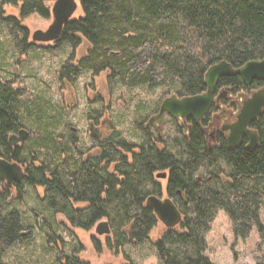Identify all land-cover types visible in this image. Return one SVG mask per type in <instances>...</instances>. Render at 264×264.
<instances>
[{
	"label": "trees",
	"instance_id": "1",
	"mask_svg": "<svg viewBox=\"0 0 264 264\" xmlns=\"http://www.w3.org/2000/svg\"><path fill=\"white\" fill-rule=\"evenodd\" d=\"M54 1L0 0V24L7 28L15 48L22 54L30 50L29 29L23 21L33 15L48 19ZM79 2L83 16L68 21L57 41L74 48L83 44L88 47L85 57L75 64L69 60L60 71L71 72L74 78L90 70L94 74L107 73L109 80L127 87L156 89L179 84L181 92L195 95L206 90L205 74L209 67L221 61L237 67L264 58V0ZM8 6L17 8L19 15H7ZM22 107L21 96L7 84L0 99V145H5L8 132L18 128L17 112ZM256 127L260 144L254 151L239 149L221 153L222 159L213 160L198 136L190 145L183 146L180 163L169 158L176 167L178 187L191 191L180 228L168 230L156 242L164 264H213L204 255L205 233L219 210L228 214L237 239L246 241L254 227L264 235L260 219L264 209V114ZM45 140L47 145H41L39 140L37 156L42 160L41 168H32L28 182L45 188L46 204L52 212L62 213L74 227L84 230H90L98 219H107L121 248L142 244L149 238L157 219L142 202L148 193L151 170L161 158L157 150L144 148L136 156L135 163L126 167L131 181L117 191L115 179L104 175L105 170L83 168L72 177L70 168L62 161L65 145L61 146L54 136ZM143 146L146 147L145 142ZM121 147L128 148L122 138ZM222 162L229 171V182L222 184L217 180L215 186L193 184L199 168L213 170ZM106 185L108 191L104 190ZM70 198L90 202L91 207L74 209ZM4 199L0 194V264H7L4 257L11 246L33 236L19 211L2 206ZM22 232L26 235L22 236ZM97 248L100 250V245ZM61 251L64 264H89L75 253Z\"/></svg>",
	"mask_w": 264,
	"mask_h": 264
},
{
	"label": "rangeland",
	"instance_id": "2",
	"mask_svg": "<svg viewBox=\"0 0 264 264\" xmlns=\"http://www.w3.org/2000/svg\"><path fill=\"white\" fill-rule=\"evenodd\" d=\"M78 3L79 7L72 19L83 16ZM6 14L18 16L19 11L8 6ZM52 21V14L48 19L33 15L23 21V25L29 29L28 42L38 45L24 54L15 48L7 28L0 24V80L25 86L22 114L24 124L31 132V141L40 140L41 145H47L48 140L45 139L49 136L65 140L71 132L66 126L72 125L79 128L80 141L90 145L91 142L85 136L87 119L91 115L104 113L105 106L110 105L104 119L112 120V127L128 141L140 143L143 135L137 130V125L144 121L143 117L150 114L166 94L181 91L180 85L156 89L147 86L127 87L109 80L105 74L92 75L87 70L76 79L74 89L67 88L58 74L65 63L71 60V45L60 43L56 49L46 48L54 42H33L31 38L38 30L46 31ZM86 48L85 44L76 56H84ZM93 76L96 78L93 79ZM75 102L78 105L74 106ZM166 134L167 131L164 132ZM221 167L229 172L223 162ZM207 170L206 166H202L201 174H206ZM4 191V185L0 182V193ZM3 197L2 206L5 209H19L27 228L33 230L31 238L7 250L4 257L7 264H64L61 250L68 255L75 253L90 264H123L127 260L134 264H164L156 248V242L165 231L161 223L145 242L136 246L126 245L119 252L106 247L105 231L96 232L95 227L89 231L76 228L62 213L52 212L46 204L48 195L44 187H26L20 200L12 198L9 191ZM37 213L40 217L35 215ZM260 219L264 228V209L260 212ZM205 240L207 246L204 255L213 264H264V235L261 236L259 228L254 227L246 241L237 239L229 216L223 210L217 212L205 233Z\"/></svg>",
	"mask_w": 264,
	"mask_h": 264
},
{
	"label": "flooded vegetation",
	"instance_id": "3",
	"mask_svg": "<svg viewBox=\"0 0 264 264\" xmlns=\"http://www.w3.org/2000/svg\"><path fill=\"white\" fill-rule=\"evenodd\" d=\"M57 41L49 43V46L46 48L56 49L60 45ZM27 44L30 47V50L38 47L37 43ZM83 46L84 44L74 48L71 45L72 55L70 58L73 61V64H75V62L78 63L83 57H85L86 54L81 57L76 56L77 51ZM87 49L88 48H86V52ZM263 59L264 58H257L250 61H260ZM250 61H247L243 65L237 67L232 64L231 65L234 69H238L245 66ZM77 65L78 64L74 66ZM102 74H105L107 78H109V74L107 73L94 74L92 72V75L100 76ZM58 75L64 86L74 89L75 81L79 76L74 78L71 72H65L64 74L59 72ZM94 78L96 77L93 76V79ZM7 84L13 91L21 96L23 101L25 89L24 85L20 84L18 86V84L3 82L1 80L0 99ZM205 92L206 90L195 95H188L181 91L174 94H166L163 99H160L161 101L159 100L160 102L156 105V108L153 109L150 114L143 117L144 121L137 125V130H139L143 135V139L140 143H132L128 141L125 136H121L120 132L112 127V120L104 119L107 114L106 112L110 107V105H106L103 110L104 113H98L94 118L88 117L87 119L85 136L87 140L91 142L90 145H85L80 141L78 138V127L72 125L66 126V128L70 129V134L66 136L65 140L57 138V142L61 146L65 145L64 151L61 152L62 161L64 160L66 167L70 168V175L72 177H76L78 170L83 168L87 169L91 167L96 170H105V173L101 172L100 176H103V173L104 175L112 176L115 179V189L119 191L126 185L128 180L131 181L132 179V175L126 167L132 166L135 163L136 156L139 155L144 148H154L160 153L161 158L160 161H158L159 164L155 165L151 170L150 179L148 180L146 186L148 193L144 197L142 205L150 208L148 206V199L152 196L161 200L172 201L182 215L181 222L173 228H168L155 215L157 219L156 227L160 223L163 224L165 227L164 233L171 229L178 230L181 223L186 218V208L189 207L191 190L190 188L188 190H184L178 187L177 181L179 179L174 176V170H176V167L174 166V161L171 162L169 158L172 157L177 161V163H180V158L184 155L183 146L185 144L190 145L198 136L203 139L207 147V151L210 154V158L213 160H218L221 153L239 149L254 151L260 144V134L256 127V123L260 116L264 114V105L262 107L261 114H259L247 126V130L250 133H256L258 135V145L255 149L248 148L251 141L250 136L247 133L242 134L238 142L233 140V135L235 130L240 132L238 128L239 124L242 122L243 110L247 104L251 102H255L256 104V101L258 102L260 100L257 96L264 94V80L252 79L250 83H246L240 76H224L220 78L216 85L212 105L209 111L200 119L193 115L183 117L182 114L177 116L168 110H164L163 112L161 111L164 101L170 97L183 99L186 97L201 95ZM101 101H103V99ZM75 104L78 105V102H75L74 106ZM22 109L23 107L18 109L17 112L20 119L18 128L8 132L5 145H0V160H4L10 164H16L20 167L23 174L21 179L13 180L11 182L6 180L2 181L0 179V182L3 183L5 188V191L0 194L4 196L6 195V192L9 191L12 198H19L18 200L22 199L23 194L26 192V187L28 189L39 187L30 184L28 180L31 179L33 173L32 168H41V161L37 156L40 152L39 140L36 142L31 141L32 135L24 124ZM105 123L107 126H105ZM165 131H167L166 135H164ZM121 138L128 144L127 150L121 147ZM144 142L146 143V147L143 146ZM222 158L220 157L219 159ZM167 159L169 160L167 161ZM228 174L229 173L224 171L223 168L217 164L213 167V170L209 169L204 175L201 174V168H199L194 174L192 181L193 184L197 186L208 183L214 184L217 183L215 182L217 180L223 184L229 182L230 176ZM104 190L108 191L109 186L106 185ZM103 199L105 200L104 194ZM69 201L74 209H87L91 207V203L87 201H78L74 198H70ZM12 209L17 210L22 214V212L17 208ZM35 215L40 217L38 213ZM42 220L44 221L43 217ZM94 222L95 223L90 230L95 227L96 232L105 231L106 247L113 251H123V247L121 248L118 245L116 234L111 226V223L105 218L98 219ZM153 230L151 232H153ZM164 233H162V235ZM21 235L25 236L26 232H22ZM136 245L137 244L134 246ZM76 256L79 257L78 255ZM81 260L85 261L83 259ZM85 262L89 263L88 261ZM128 263L129 260L125 261L123 264Z\"/></svg>",
	"mask_w": 264,
	"mask_h": 264
},
{
	"label": "water",
	"instance_id": "4",
	"mask_svg": "<svg viewBox=\"0 0 264 264\" xmlns=\"http://www.w3.org/2000/svg\"><path fill=\"white\" fill-rule=\"evenodd\" d=\"M79 0H55L51 6L53 21L46 31L38 30L31 36L33 42H55L60 39L65 24L72 20L79 7ZM224 76H240L246 83L252 79L264 80V59L260 61H250L245 66L234 69L227 61H221L207 70L205 74L206 92L193 96L178 99L170 97L164 101L161 111L168 110L174 115L182 114L183 117L193 115L202 118L210 109L216 85L220 78ZM260 96V97H259ZM257 96L260 100L248 103L243 110L242 122L239 124V130H235L233 140L238 142L242 134L247 133L250 136L249 149H255L258 145V135L250 133L247 130L248 124L253 121L262 112L264 105V94ZM256 100V99H255ZM23 177L20 167L16 164H10L0 160V179L11 182ZM148 206L153 209L158 219L168 228L177 226L182 215L179 209L170 200H161L155 196L148 199Z\"/></svg>",
	"mask_w": 264,
	"mask_h": 264
}]
</instances>
